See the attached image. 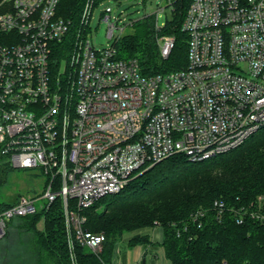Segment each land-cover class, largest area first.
I'll use <instances>...</instances> for the list:
<instances>
[{
  "label": "built area",
  "instance_id": "1",
  "mask_svg": "<svg viewBox=\"0 0 264 264\" xmlns=\"http://www.w3.org/2000/svg\"><path fill=\"white\" fill-rule=\"evenodd\" d=\"M60 1L0 0V156L44 177L39 194L0 208V239L11 219L60 198L71 264H79L77 246L99 255L106 241L84 228L80 210L119 193L145 166L174 154L204 161L264 127V0H192L182 23L186 67L153 75L117 57L115 45L94 47L96 0L86 1L73 34ZM113 11L102 13L110 37ZM159 47L168 58L175 37H159ZM214 205L221 215L224 203ZM234 211L238 223L264 221V194Z\"/></svg>",
  "mask_w": 264,
  "mask_h": 264
},
{
  "label": "trees",
  "instance_id": "2",
  "mask_svg": "<svg viewBox=\"0 0 264 264\" xmlns=\"http://www.w3.org/2000/svg\"><path fill=\"white\" fill-rule=\"evenodd\" d=\"M86 1L59 3L58 14L71 20L72 34L80 26ZM100 1L96 0V5ZM191 2L174 0V18L166 19L160 29L153 15L134 21V31L122 35L115 43L117 57L137 59L146 75L185 67L188 34L182 23ZM163 34L175 37V47L166 59L161 56L157 39ZM58 55L60 61L62 54ZM12 168L0 156V187ZM261 193H264V127L238 148L204 161L194 162L184 154H174L135 172L119 193L106 195L80 210L87 218L84 228L106 234V241L99 255L77 246L78 262H110L114 243L125 233H134L129 240L131 246L151 244L152 232L144 234L143 230L161 227L162 246L171 264H264V221L246 218L238 223L234 211ZM16 201L0 199V208ZM215 201L224 203L221 215ZM73 205L70 199L69 207ZM199 211L203 215L195 221L193 215ZM12 233L28 236L22 244L31 256L29 264H71L62 199L55 200L49 208L11 219L0 243Z\"/></svg>",
  "mask_w": 264,
  "mask_h": 264
},
{
  "label": "rangeland",
  "instance_id": "3",
  "mask_svg": "<svg viewBox=\"0 0 264 264\" xmlns=\"http://www.w3.org/2000/svg\"><path fill=\"white\" fill-rule=\"evenodd\" d=\"M108 5L113 6V14L116 16L111 21L116 24L113 37L108 34V22L102 19V13ZM174 9L175 7L174 4H171V0H102L96 5L90 20L89 37L94 47L102 50L115 45L122 35L134 31L132 26L134 21L146 15H153L156 25V14L159 12L161 14L159 24H161L166 19L172 20L174 18ZM163 35L157 37L158 43L159 37ZM43 181L44 177L38 170L12 168L7 174L3 187H0V199H4V201L18 200L21 196L39 194ZM37 205L40 206V202ZM39 226H43L42 221ZM154 231L155 237L152 238L151 244H140L137 246H131L129 243L134 233H125L114 243L112 259L109 263L120 264L123 262V264H134L133 260L137 253L141 252L142 254L148 250L146 264H171L162 246L163 229L161 227H152L143 230L144 234L147 232H152L153 234ZM27 238L28 236L24 233H12L2 240V243H0V264H29L31 256L27 252L26 245L22 244L24 240L27 241Z\"/></svg>",
  "mask_w": 264,
  "mask_h": 264
},
{
  "label": "crops",
  "instance_id": "4",
  "mask_svg": "<svg viewBox=\"0 0 264 264\" xmlns=\"http://www.w3.org/2000/svg\"><path fill=\"white\" fill-rule=\"evenodd\" d=\"M153 233H154V236H153V238H154L155 237V231ZM138 245H140V244H138ZM139 250L141 251V249H139ZM147 253H148V250H146L145 253H142V254H141V252H138L136 257L133 260L134 264H146V255H147ZM144 260H145V263H143ZM121 263L123 264V262H121Z\"/></svg>",
  "mask_w": 264,
  "mask_h": 264
},
{
  "label": "water",
  "instance_id": "5",
  "mask_svg": "<svg viewBox=\"0 0 264 264\" xmlns=\"http://www.w3.org/2000/svg\"><path fill=\"white\" fill-rule=\"evenodd\" d=\"M143 263H145V260L143 261Z\"/></svg>",
  "mask_w": 264,
  "mask_h": 264
}]
</instances>
